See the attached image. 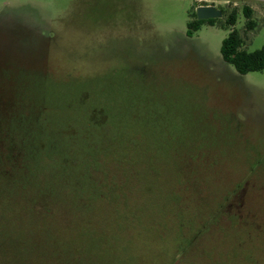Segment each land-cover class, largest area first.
I'll return each mask as SVG.
<instances>
[{"label":"rangeland","instance_id":"1","mask_svg":"<svg viewBox=\"0 0 264 264\" xmlns=\"http://www.w3.org/2000/svg\"><path fill=\"white\" fill-rule=\"evenodd\" d=\"M199 6L225 14L189 38ZM233 9L264 46V0H0V264H264V73L222 61Z\"/></svg>","mask_w":264,"mask_h":264},{"label":"trees","instance_id":"2","mask_svg":"<svg viewBox=\"0 0 264 264\" xmlns=\"http://www.w3.org/2000/svg\"><path fill=\"white\" fill-rule=\"evenodd\" d=\"M219 9H221L222 14L224 15L225 11L223 8ZM240 13L245 19L244 26L246 30L253 31L257 25L252 19V11L248 7L243 6L240 9ZM191 17L192 20L186 24V36L189 38H191L194 33L198 32L203 24L213 25L218 21L217 19L198 21L195 18L194 12L191 14ZM237 17L238 11L236 9L231 10L225 16L224 29H226L228 33L227 36L222 39L220 44L219 51L222 61L228 65H231L235 69L236 73L242 76L254 72L264 73V46L253 52H247L242 49L244 45L243 38L240 36L237 30L232 28L230 29V27H234ZM15 146L16 145H14L13 142L4 144V142L0 139L1 149L5 148V150L8 152L5 158H3V153L0 152V154H2L0 155V177H2L4 181H9L10 177L12 176L10 167H8V165L17 167V162L20 161L19 156L15 154ZM7 168L9 171L6 170Z\"/></svg>","mask_w":264,"mask_h":264},{"label":"water","instance_id":"3","mask_svg":"<svg viewBox=\"0 0 264 264\" xmlns=\"http://www.w3.org/2000/svg\"><path fill=\"white\" fill-rule=\"evenodd\" d=\"M195 18L198 21H208L221 18V11L213 6H199L194 10Z\"/></svg>","mask_w":264,"mask_h":264},{"label":"flooded vegetation","instance_id":"4","mask_svg":"<svg viewBox=\"0 0 264 264\" xmlns=\"http://www.w3.org/2000/svg\"><path fill=\"white\" fill-rule=\"evenodd\" d=\"M217 9H219V8H217ZM220 11H221V9H219ZM221 14H222V11H221ZM223 15V14H222ZM222 15H221V17H222ZM220 19V18H219Z\"/></svg>","mask_w":264,"mask_h":264}]
</instances>
